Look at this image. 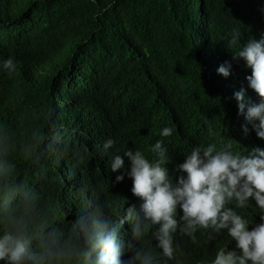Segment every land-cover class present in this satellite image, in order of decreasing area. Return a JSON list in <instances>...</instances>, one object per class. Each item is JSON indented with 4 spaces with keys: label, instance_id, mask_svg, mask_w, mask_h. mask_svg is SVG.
I'll return each instance as SVG.
<instances>
[{
    "label": "trees",
    "instance_id": "1",
    "mask_svg": "<svg viewBox=\"0 0 264 264\" xmlns=\"http://www.w3.org/2000/svg\"><path fill=\"white\" fill-rule=\"evenodd\" d=\"M233 27L241 29L242 43L258 39L264 0H0V62H19L11 78L0 72V126L18 141L36 130L48 133L34 164L14 154L43 203L59 206L65 220L64 212L74 218L83 196L130 207L104 168L115 151L103 149L109 137L121 152L149 155L163 139L170 164L210 142L264 147L251 124L248 137L240 127L247 121L234 93L246 89L253 103L261 97L248 85L251 69L226 47ZM225 61L233 65L227 78L218 72ZM165 126H174L171 137L158 135ZM100 145L91 156L89 149ZM61 156L76 165L66 175ZM248 214L259 217L253 209ZM197 237L178 236L184 250L178 264L210 262L230 241L226 232Z\"/></svg>",
    "mask_w": 264,
    "mask_h": 264
},
{
    "label": "clouds",
    "instance_id": "2",
    "mask_svg": "<svg viewBox=\"0 0 264 264\" xmlns=\"http://www.w3.org/2000/svg\"><path fill=\"white\" fill-rule=\"evenodd\" d=\"M242 39L241 29L233 27L226 47L234 60L243 59L251 69L246 79L261 101L251 102L244 88L234 93L239 115L247 121L240 127L248 137L251 124L264 139V33ZM18 65L9 57L0 62V72L11 78ZM232 67L225 61L218 72L227 78ZM173 133L174 126H165L158 135ZM47 137L36 130L18 141L12 130L0 126V264H178L184 253L178 236L196 242L198 233L212 240L223 232L229 244L201 264H264V147L210 142L170 164L173 156L163 139L155 141L149 155L139 148L121 152L109 137L103 149L115 151L104 168L111 182L126 192L130 207L83 196L74 218L64 212L65 220L59 206L43 203L14 159L17 154L27 165L34 164ZM101 149H89L91 156ZM59 166L66 175L76 165L61 156ZM248 209L259 215L256 221Z\"/></svg>",
    "mask_w": 264,
    "mask_h": 264
},
{
    "label": "bare ground",
    "instance_id": "3",
    "mask_svg": "<svg viewBox=\"0 0 264 264\" xmlns=\"http://www.w3.org/2000/svg\"><path fill=\"white\" fill-rule=\"evenodd\" d=\"M217 72V71H216Z\"/></svg>",
    "mask_w": 264,
    "mask_h": 264
}]
</instances>
